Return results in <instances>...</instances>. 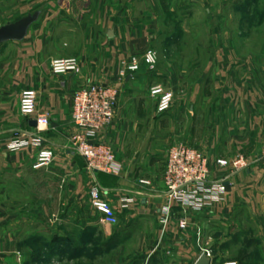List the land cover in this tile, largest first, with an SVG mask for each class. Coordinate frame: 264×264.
Wrapping results in <instances>:
<instances>
[{"label":"crops","instance_id":"0c3cea01","mask_svg":"<svg viewBox=\"0 0 264 264\" xmlns=\"http://www.w3.org/2000/svg\"><path fill=\"white\" fill-rule=\"evenodd\" d=\"M241 1L0 0V28L38 15L24 40L0 46L4 264L20 260L21 248L34 236L59 245L57 257L84 258L98 239L103 247L97 251L99 261L112 253L115 264H198L205 250L213 254L209 264H264V42L257 51L248 27L236 24L234 15L250 13ZM175 14L184 21L183 34L210 35L207 59L191 71H176L167 64L157 72L144 64L139 73L120 79L122 60L153 47L164 33L160 20ZM167 36L175 38L169 32ZM181 43L172 41L171 48ZM59 59L78 60L81 74L54 72L51 64ZM156 79L176 96L168 114H157V102L150 96ZM84 84L119 90L114 124L96 140L112 148L119 171H89L71 144L77 133L72 121L74 94ZM26 90L37 93L38 111L51 118L40 138L43 148L54 150L56 160L38 171L33 170L36 149H9L24 136L36 134L33 120L19 110ZM175 145L204 154L209 185L222 186L223 201L200 211L177 209L164 230V169ZM237 156L250 162L248 171L234 174L217 164ZM92 184L115 208L118 227L98 223L89 204ZM184 218L188 228L182 231L178 223ZM98 226L103 233L90 232ZM76 238L77 247L72 242ZM245 241L256 254L237 262L234 250Z\"/></svg>","mask_w":264,"mask_h":264},{"label":"built area","instance_id":"2783aa9c","mask_svg":"<svg viewBox=\"0 0 264 264\" xmlns=\"http://www.w3.org/2000/svg\"><path fill=\"white\" fill-rule=\"evenodd\" d=\"M144 64L153 70L158 64L157 53L148 49L142 56H131L120 63V79L139 73ZM56 73L74 72L81 74V68L76 59H59L51 64ZM150 96L157 102V114L171 112L175 105L176 96L172 90L163 85L151 88ZM119 101V90L97 84H84L74 94L72 121L77 133L71 140L72 146L87 162L91 172L113 173L119 171L112 148L98 142L97 137L107 131L116 118ZM19 110L23 117L37 123L36 134H29L23 139L10 144L12 152H22L36 149L37 156L33 170L50 168L56 154L52 149L43 148L40 135L51 124L49 114L41 113L37 107V93L33 90L22 92ZM264 154V153H263ZM217 164L222 168H230L234 174L246 172L250 162L244 156H237L233 160H219ZM209 161L202 152L185 145L172 146L168 152L164 169V183L166 188L167 206L163 212L162 224L164 230L171 222L175 210L200 211L207 206L222 202L223 188L221 185L210 187ZM147 185L148 182H142ZM89 204L93 212L98 215L101 226L116 228L119 218L115 208L105 199L104 192L96 184L89 190ZM184 231L188 228V221L184 218L179 223ZM207 259H213L209 250L203 252Z\"/></svg>","mask_w":264,"mask_h":264},{"label":"rangeland","instance_id":"374dc122","mask_svg":"<svg viewBox=\"0 0 264 264\" xmlns=\"http://www.w3.org/2000/svg\"><path fill=\"white\" fill-rule=\"evenodd\" d=\"M144 3L146 2H142V5H144ZM168 3L170 7H172L174 4L173 1ZM239 4L240 6H243L244 9L250 10V13L248 15L243 14L242 16L239 14L234 15L236 24L238 23L248 27V36L250 37L252 47L257 50L260 43L264 42V0H244L239 2ZM198 19L199 21L200 19L202 20V18H197V20ZM160 21H162L160 24L162 23L161 27L162 32L164 33L156 40V42L153 44V47L150 48L157 53L158 57V64L153 70L156 69L157 72H162L163 68H165L167 64L174 65L176 71H191L200 67L201 63L205 61L209 55L206 46L210 40V35L201 31H197V33L192 31L191 33L183 34L182 26L184 25V21L181 17H179V15L176 14L174 16H165ZM193 21L188 23L189 26L190 24L193 25ZM6 22H4L3 25H5ZM167 32H169L170 35L175 38L171 40L169 36H167ZM172 41L173 43H182L178 45L176 44V48H171L173 44H170V42ZM151 85V88L157 85H163L166 87L165 82L160 79L154 80ZM95 229H91L90 232L93 233L95 231L96 233V231L98 232L100 230L99 232L103 233L101 226H98ZM36 237L37 236H34L32 239H29L27 244L21 248L20 252L22 253V257H20V260L15 261L12 259L10 262L5 260L6 264H115L116 257L112 253L107 254V256L103 257L101 261H99L100 257H98L97 251L100 246L101 250L103 247L101 245L102 242H99L98 239L93 240L90 251L91 254L86 255L84 258L81 256H76L75 258L66 256L52 258L47 252V248L44 249V245L50 243L49 238L47 239V237L44 236L46 239H34ZM251 238L253 237H250V239ZM35 240L37 241L35 242ZM72 242L73 245L77 247L79 242L77 238ZM239 249L241 250L242 255L237 257V252ZM255 249L256 248L254 246H248V241H245L243 246L241 245L234 250L236 261L239 262L242 260H247L245 255L248 253L252 256L255 255ZM242 250L244 251L242 252ZM61 258H63V260ZM2 259L3 258H0V264H4Z\"/></svg>","mask_w":264,"mask_h":264},{"label":"water","instance_id":"95a60500","mask_svg":"<svg viewBox=\"0 0 264 264\" xmlns=\"http://www.w3.org/2000/svg\"><path fill=\"white\" fill-rule=\"evenodd\" d=\"M38 15L27 17L17 24L7 25L0 28V46L9 42L22 41L26 38L30 27L36 23ZM32 126L36 127L37 123L32 122ZM198 264H209L206 256L200 258Z\"/></svg>","mask_w":264,"mask_h":264},{"label":"trees","instance_id":"16d2710c","mask_svg":"<svg viewBox=\"0 0 264 264\" xmlns=\"http://www.w3.org/2000/svg\"><path fill=\"white\" fill-rule=\"evenodd\" d=\"M37 240H35V242H36ZM45 247H44V249L45 248H47L46 250H47V252L50 254V257H57L56 255H57V250L59 249V248H57V247H59V245H56V244H54V243H52V242H50V243H48L47 245L45 244L44 245ZM42 255V254H41ZM42 257V256H41ZM42 259V258H41Z\"/></svg>","mask_w":264,"mask_h":264}]
</instances>
